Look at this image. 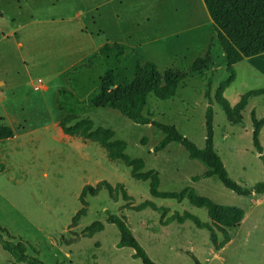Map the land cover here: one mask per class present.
<instances>
[{"label": "rangeland", "instance_id": "rangeland-1", "mask_svg": "<svg viewBox=\"0 0 264 264\" xmlns=\"http://www.w3.org/2000/svg\"><path fill=\"white\" fill-rule=\"evenodd\" d=\"M215 35L203 0H0V126L14 131V138L0 142V161L6 165L0 171V225L28 243L30 256L45 264H143L132 248L118 247L120 231L107 222L110 212L126 217L156 264H195L192 255L201 264H264V194L241 197L216 178L193 181L207 168L191 160L183 146L172 143L156 153L154 148L163 138L157 128L138 125L116 110L90 103L109 70L118 84L133 76L138 60L155 62L161 72L184 70L205 54ZM106 43H120L126 52L142 56L134 53L120 66L114 54H104L92 68L82 67ZM214 44L212 97L229 76L219 40ZM234 68L236 80L225 92L232 106L245 93L264 88V61L245 59ZM204 95V81L194 76L181 83L178 97L151 98L150 108L155 120L176 126L202 149L209 105ZM213 109L215 148L230 178L246 187L264 181L251 118L252 111L258 119L264 117V96L249 103L241 126L231 125L215 100ZM69 111L76 113L78 121L90 119L96 127L115 131V140L127 143V154L143 159L144 172L160 174L161 191L192 187L216 203L244 209L248 218L228 229L231 242L219 252L209 232L191 221L163 226L160 212L130 210L121 196L114 202L102 190L96 197H87L88 215L70 229L82 208V189L103 180L122 183L133 197L131 206L150 200L169 208L166 218L187 211L203 223L211 220L205 209L187 201L154 198L148 182L135 180L131 169L111 161L99 144L65 135L59 121ZM260 141L264 148V128ZM95 221L104 223L103 232L69 246L62 242L82 235ZM218 235L222 239L220 231ZM0 264L25 263H15L0 245Z\"/></svg>", "mask_w": 264, "mask_h": 264}, {"label": "trees", "instance_id": "trees-1", "mask_svg": "<svg viewBox=\"0 0 264 264\" xmlns=\"http://www.w3.org/2000/svg\"><path fill=\"white\" fill-rule=\"evenodd\" d=\"M203 2L214 23L216 35L211 38L202 57L196 58L187 69L169 68L164 72H161L153 61L138 60L133 76L123 79L119 84L116 83L114 71L109 70L101 81V90L90 98V103L96 108L116 110L138 125H151L157 128L162 132L163 138L154 148L156 153L164 151L172 143L183 146L191 160L198 161L207 168L204 174L194 177L193 181L216 178L238 196L262 195L264 194V181L253 187H246L243 183H237L230 178L226 166L215 148L213 102L215 100L219 104L231 125L241 126L244 124V112L249 103L257 97L264 96V88L251 90L242 95L240 101L234 106L225 97L226 90L236 80L235 65L246 58L264 53V0H203ZM216 39L219 40L224 53L229 76L220 83L215 96L212 97L213 49ZM134 53H137L138 57L142 56L138 52H126L124 45L120 43L106 44L89 58L88 64H84L82 67L92 68L93 61L104 54H114L118 64L124 66ZM209 71L210 74H208ZM194 76H199L204 81V97L209 102L205 115V146L202 149L176 126L155 120V113L150 108L151 98L171 101L178 97L181 83ZM60 107L62 106L60 105ZM251 118L253 145L264 165V148L260 141V134L264 128V117L258 119L255 111H252ZM78 120L76 113L69 111L61 117L59 127L69 137H78L99 144L111 161L121 162L129 167L131 176L135 180L148 182L150 194L154 198L175 200L178 203L187 201L194 207L205 209L211 223H203L197 216L187 211L184 213L174 212L166 218L170 211L169 208L157 207L150 200L131 206L130 201L133 200V197L128 194L122 183L113 185L103 180L96 186L86 185L82 189L79 197L82 208L72 218L70 229L76 228L79 221L88 215L87 197H96L102 190H107L114 202H118L120 196L128 202L126 207L130 210L140 212L151 208L160 212L163 226L174 222L184 224L186 221H191L198 229L209 232L210 242L216 251H221L231 242L228 229L239 227L243 220L245 221L246 211L244 209L216 203L206 196L199 195L192 187H186L179 192L161 191L160 174L155 170L144 172L145 162L143 159L130 157L127 154V143L123 140H115V131L110 128L96 127L94 121L90 119ZM12 138H14L13 129L6 125L0 126V142ZM143 144H146V141ZM5 168L6 165L0 161V171H4ZM107 222L115 224L120 231L119 248H132L135 251L134 257L141 259L143 264H156L133 235L126 217H119L108 212ZM104 229L103 222L95 221L85 229L82 235H77L70 240L63 238L62 242L69 246L77 243L81 238H93ZM218 231L222 233V239H220ZM0 245L12 256L15 263L45 264L37 257L28 254V243L18 239L1 225ZM33 251L39 254L35 248ZM192 258L195 264H201L196 256L192 255Z\"/></svg>", "mask_w": 264, "mask_h": 264}, {"label": "crops", "instance_id": "crops-1", "mask_svg": "<svg viewBox=\"0 0 264 264\" xmlns=\"http://www.w3.org/2000/svg\"><path fill=\"white\" fill-rule=\"evenodd\" d=\"M155 36H153V37H151L152 39L154 38ZM156 39H157V37H156ZM156 39H154V41L153 42H155V41H157ZM106 44H112V43H106ZM106 44H104V45H106ZM104 45H101L100 46V48L98 49V51L104 46ZM97 51V52H98ZM96 53V52H95ZM90 58V57H89ZM256 59H261L262 61H264V53L263 54H261V55H258V56H255V57H251V58H246V60L247 61H253V60H256ZM245 60V59H244ZM194 61V60H193ZM242 62V61H241ZM260 68V67H259ZM261 69V68H260ZM263 70V69H262ZM262 73H264L263 71H262ZM118 84V83H117ZM248 217L246 216V219H247ZM223 251V250H222ZM219 252H221V251H219Z\"/></svg>", "mask_w": 264, "mask_h": 264}, {"label": "built area", "instance_id": "built-area-1", "mask_svg": "<svg viewBox=\"0 0 264 264\" xmlns=\"http://www.w3.org/2000/svg\"><path fill=\"white\" fill-rule=\"evenodd\" d=\"M46 89H48V87L47 86H44Z\"/></svg>", "mask_w": 264, "mask_h": 264}]
</instances>
